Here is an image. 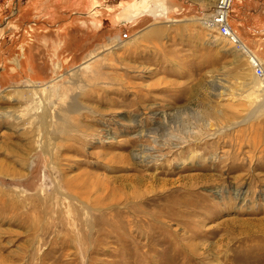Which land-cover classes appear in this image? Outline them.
<instances>
[{
    "label": "rangeland",
    "instance_id": "obj_1",
    "mask_svg": "<svg viewBox=\"0 0 264 264\" xmlns=\"http://www.w3.org/2000/svg\"><path fill=\"white\" fill-rule=\"evenodd\" d=\"M217 0H0V264H264V74ZM230 23L264 70V0Z\"/></svg>",
    "mask_w": 264,
    "mask_h": 264
},
{
    "label": "built area",
    "instance_id": "obj_2",
    "mask_svg": "<svg viewBox=\"0 0 264 264\" xmlns=\"http://www.w3.org/2000/svg\"><path fill=\"white\" fill-rule=\"evenodd\" d=\"M234 2L235 0H217L211 12L204 17V22L206 25L215 28L221 37L236 44L238 37L230 23ZM254 63L256 73L263 75L264 70L261 64Z\"/></svg>",
    "mask_w": 264,
    "mask_h": 264
},
{
    "label": "bare ground",
    "instance_id": "obj_3",
    "mask_svg": "<svg viewBox=\"0 0 264 264\" xmlns=\"http://www.w3.org/2000/svg\"><path fill=\"white\" fill-rule=\"evenodd\" d=\"M236 35H237V34H236ZM237 37H238V36H237ZM236 45L239 46L240 49H241L243 52H245L247 55L249 54V55H250V58L252 59V61L261 64L260 62H258V59H257V57L255 56V54H252V53L250 52V50H248V49L246 48V46L241 42V40L239 39V37H238V39H237Z\"/></svg>",
    "mask_w": 264,
    "mask_h": 264
},
{
    "label": "crops",
    "instance_id": "obj_4",
    "mask_svg": "<svg viewBox=\"0 0 264 264\" xmlns=\"http://www.w3.org/2000/svg\"><path fill=\"white\" fill-rule=\"evenodd\" d=\"M240 39V38H239ZM241 40V39H240ZM246 48L248 49V50H250L247 46H246ZM252 53H253V51L252 50H250ZM245 53V52H244Z\"/></svg>",
    "mask_w": 264,
    "mask_h": 264
}]
</instances>
